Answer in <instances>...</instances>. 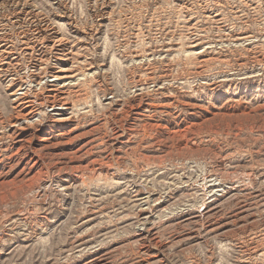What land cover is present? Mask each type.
<instances>
[{
    "label": "rangeland",
    "instance_id": "rangeland-1",
    "mask_svg": "<svg viewBox=\"0 0 264 264\" xmlns=\"http://www.w3.org/2000/svg\"><path fill=\"white\" fill-rule=\"evenodd\" d=\"M0 36V264H264V0H0Z\"/></svg>",
    "mask_w": 264,
    "mask_h": 264
},
{
    "label": "bare ground",
    "instance_id": "bare-ground-1",
    "mask_svg": "<svg viewBox=\"0 0 264 264\" xmlns=\"http://www.w3.org/2000/svg\"><path fill=\"white\" fill-rule=\"evenodd\" d=\"M29 4V3H28ZM22 6V5H21ZM31 8V6L29 7V9ZM21 12H23V11H21ZM34 12V11H33ZM19 13V12H18ZM29 13V12H28ZM34 14V13H33ZM26 15V14H25ZM35 18H33V21H31V22H33L32 24H34V29L36 30L35 31V34H37V38H39L40 39V43H42V41L43 42H45L46 40H47V38H48V36L50 35L51 37H52V39L54 40V45H56V46H60V45H62V43L63 42H65V38H64V36H62L60 39H59V37L61 36V34H60V32H59V30H58V28L53 24H50L49 22H44V24L43 25H40V20H38L37 19V17H36V15L34 16ZM40 18V17H39ZM28 19V17L26 18V20ZM42 19H44V18H42ZM30 20V19H29ZM28 20V21H29ZM17 22V21H16ZM19 22V21H18ZM26 24V23H25ZM30 25V24H29ZM22 26V25H21ZM26 27V26H25ZM9 28V27H8ZM20 30V29H19ZM25 31V30H24ZM27 32V31H26ZM48 32V33H47ZM34 33V32H33ZM23 35V34H22ZM24 35H25V38H27L26 37V34L24 33ZM24 35H23V38H24ZM45 35H48V36H45ZM1 37V36H0ZM7 38V37H6ZM1 39V38H0ZM1 41V40H0ZM14 41V40H13ZM16 41V40H15ZM23 41V40H22ZM25 43H24V47L22 48V50H21V53H23L24 55H26V56H31V54H32V52L34 51V47H32V45H31V41H30V43L26 40V41H24ZM33 42V41H32ZM38 42V41H37ZM5 43V42H4ZM12 43V42H11ZM8 44V43H7ZM35 44V43H34ZM66 44H67V42H66ZM65 45V44H64ZM45 46V45H44ZM49 47V46H48ZM65 47V46H64ZM56 48V47H55ZM57 50H58V52H59V50H60V48L59 47H57L56 48ZM66 52H68V51H66ZM62 53H64V51H62ZM16 54H17V51H16V49H14V44H10V45H5V47L2 49V50H0V64H1V66H5L6 64H14V66L15 65H17V63H16V60L18 61V58H17V56H16ZM11 55H13V58L11 59ZM68 55V54H67ZM67 55H66V57H67ZM40 56V58H39V61H40V63L42 62V63H49L46 59H43V57H41V55H39ZM46 56V55H45ZM56 57V56H55ZM27 58H31V57H27ZM37 58V57H36ZM7 59H9V60H7ZM62 59V58H61ZM34 61V60H33ZM57 61V60H56ZM59 62V61H58ZM42 63H41V65H42ZM27 64V63H26ZM57 64H59V63H57ZM38 65V64H37ZM39 66V67H37L36 69H34V70H37V72L35 71L34 72V70H33V72L34 73H32V75L30 76V78L28 79H25L24 80V83H21V84H19V87L17 88V89H15V91H13V96H14V99H13V103H15V108L18 110V114H17V117H16V120H15V122L13 123V124H15V126H16V124H18V123H20V122H25V121H29V120H31V119H33V117H34V112L32 111V103H31V101L28 99L30 96V94L33 92V94L36 92L35 90L36 89H38V87H43L44 85H45V80H46V78L47 77H52L50 80L53 82V83H55V84H57V85H59L62 81V79H63V77H65V75H62L60 72H62V69H57V66H56V68H55V66H54V68H53V71L54 70H56V71H54V72H51L50 74H49V76H45L43 73H41V74H43V75H39V76H37V78H34L33 79V77L32 76H34L35 75V77H36V74L39 72V71H41L42 69H43V66ZM13 66V65H12ZM32 67V66H31ZM45 68V67H44ZM71 67H69V69H70ZM29 69V68H28ZM46 69V68H45ZM68 68H67V70H69ZM74 69V68H73ZM59 70V71H58ZM29 71V70H28ZM47 71V70H46ZM72 71V70H71ZM22 72V71H21ZM17 73L18 72H16V74L15 75H12V76H10L8 79V82H9V84L10 85H13L14 83H17L16 82V77L15 76H17ZM8 74V73H7ZM29 74V73H28ZM6 75V74H5ZM67 76V75H66ZM9 85V86H10ZM26 85V86H25ZM54 85V84H53ZM64 85V84H63ZM75 85V84H74ZM15 86V85H14ZM55 86V85H54ZM60 86V85H59ZM35 87H37V88H35ZM15 88V87H14ZM13 89V88H12ZM57 89V88H56ZM9 90V89H8ZM59 89H57V91H58ZM61 91V90H60ZM45 99V98H44ZM35 101V100H34ZM27 109H29V111H26L27 113L26 114H23V111H25V110H27ZM34 109V108H33ZM25 113V112H24ZM36 113V112H35ZM37 115V114H36ZM21 125H19V127H20ZM15 129V128H14Z\"/></svg>",
    "mask_w": 264,
    "mask_h": 264
}]
</instances>
